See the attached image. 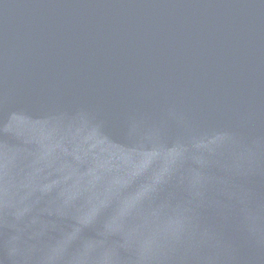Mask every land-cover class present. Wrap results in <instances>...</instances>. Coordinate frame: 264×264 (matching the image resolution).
I'll use <instances>...</instances> for the list:
<instances>
[{"label": "water", "instance_id": "obj_1", "mask_svg": "<svg viewBox=\"0 0 264 264\" xmlns=\"http://www.w3.org/2000/svg\"><path fill=\"white\" fill-rule=\"evenodd\" d=\"M0 264H264V0H0Z\"/></svg>", "mask_w": 264, "mask_h": 264}]
</instances>
